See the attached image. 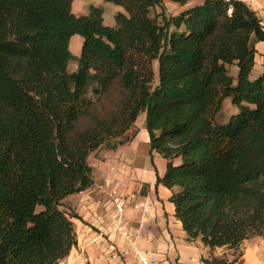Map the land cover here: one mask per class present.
Listing matches in <instances>:
<instances>
[{"label":"trees","instance_id":"16d2710c","mask_svg":"<svg viewBox=\"0 0 264 264\" xmlns=\"http://www.w3.org/2000/svg\"><path fill=\"white\" fill-rule=\"evenodd\" d=\"M74 1L0 0V264H59L70 254L81 217L63 200L93 185L91 154L136 138L141 114L151 156L166 161L156 186L171 192L187 242L236 255L264 236L257 13L239 1L168 14L166 0H105L125 10L109 26L103 7L77 16Z\"/></svg>","mask_w":264,"mask_h":264},{"label":"crops","instance_id":"0c3cea01","mask_svg":"<svg viewBox=\"0 0 264 264\" xmlns=\"http://www.w3.org/2000/svg\"><path fill=\"white\" fill-rule=\"evenodd\" d=\"M107 4L105 0L102 4H96L93 0H75L73 12L77 16H85L88 13H82L89 9L90 5L103 7L105 24L113 26L115 15L125 10L106 15ZM165 6L170 14H178L195 4L190 0L182 6L170 1L165 3ZM108 15H112V18ZM81 44L80 36L71 38L70 49L74 55H79ZM256 48L258 53L253 73L259 74L264 68V42L257 43ZM138 127L139 133L132 142L115 151H97L98 158L93 162L89 158L93 167V185L63 200L70 203L81 220L75 221L77 244L59 264H136L135 259L125 260L122 257L121 250L129 248V242L121 233L113 231L116 221L111 193L115 186L128 200L131 199L123 218V226L125 231L132 235V241L139 233L136 242L142 252L156 260H166L169 264H203V258L213 256L226 257L232 261L230 255L225 256L224 252H221L224 248L211 250L200 240L187 242L186 233L174 216V206L169 202L171 192L162 185L156 186V172L163 175L166 161L157 153L151 156L150 152L149 158L139 159L136 142L141 135L143 141L149 144V138L142 135L144 126ZM135 204L139 207L148 204L150 208L143 215L141 208H134ZM110 245H115L116 251L113 252L109 248ZM239 253L241 256L234 264H264V236L245 240Z\"/></svg>","mask_w":264,"mask_h":264},{"label":"built area","instance_id":"2783aa9c","mask_svg":"<svg viewBox=\"0 0 264 264\" xmlns=\"http://www.w3.org/2000/svg\"><path fill=\"white\" fill-rule=\"evenodd\" d=\"M226 2H232V1H239L247 6H249L252 10H254L259 18L262 20V23L264 24V0H224ZM111 200L115 208V221L116 225L113 228L114 232L121 233L123 236L126 237V239L129 242V248H124L121 250V255L124 257L125 260H128L129 258H133L136 260V264H169L166 260H156L152 256H150L147 253L142 252L137 247L136 239L139 236V233L136 234L135 239L132 241L130 235L127 231H125V228L123 226V218L125 215V212L129 206L128 198L119 191L118 187H114L113 191L111 193ZM134 208L138 209L141 208L143 210V215L147 213L150 206L148 204H142L140 207L139 205L135 204ZM109 248L114 252L116 251L115 245H110Z\"/></svg>","mask_w":264,"mask_h":264},{"label":"rangeland","instance_id":"374dc122","mask_svg":"<svg viewBox=\"0 0 264 264\" xmlns=\"http://www.w3.org/2000/svg\"><path fill=\"white\" fill-rule=\"evenodd\" d=\"M96 4H102L103 2H104V0H93ZM168 2H170V0H167V1H165V3H168ZM173 2V1H172ZM204 2V0H191V3L192 4H195V5H199V4H202ZM107 11H106V15L107 14H112L113 12H115V11H117V10H119V11H124V8L123 7H121V6H117V5H114V4H111V3H108L107 4ZM89 12V9H87L85 12H83L82 13V15H85V14H87ZM167 13L168 14H170V12H168L167 11ZM105 15V16H106ZM108 16H110V18H112V15H108ZM76 63H72V64H70V66H69V70H73V69H75L76 68ZM156 64H155V69H156ZM235 73H236V68H231V74H233V75H235ZM157 82V77H156V80H155V83ZM235 112V109H234V107L230 104V102H226V104H225V108H224V117H228V116H230L232 113H234ZM143 114H141V115H139L138 116V118H137V120H136V124L138 125V126H144V122L142 123V121H143ZM144 121H145V116H144ZM140 130V129H139ZM143 137H145V135L146 136H148L147 135V131H146V129H145V127L143 128ZM136 145H137V150H138V155H139V159L141 160V159H144V158H149V152H150V147H149V144H148V142H145V141H143V139H142V136L140 135L139 136V139L137 140V142H136ZM102 150H106V149H102ZM90 158V161H94V159H97L98 158V153L97 152H94L93 154H91V156L89 157ZM149 160V162H150V159H148ZM62 209L64 210V211H66V212H75V210L71 207V205H70V203L69 202H63V206H62ZM76 213V212H75ZM77 220V219H76ZM76 220H74V223H75V221ZM75 228H76V226H75ZM77 232V231H76ZM226 251H228L226 248H224L223 250H221V252H224V255L226 256L227 254L228 255H230V259L233 261L235 258H237V256H238V254H239V252H237V254L236 255H233L232 253L233 252H231V251H229V252H226Z\"/></svg>","mask_w":264,"mask_h":264}]
</instances>
